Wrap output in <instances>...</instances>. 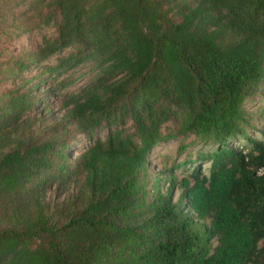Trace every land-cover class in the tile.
<instances>
[{"label":"trees","instance_id":"16d2710c","mask_svg":"<svg viewBox=\"0 0 264 264\" xmlns=\"http://www.w3.org/2000/svg\"><path fill=\"white\" fill-rule=\"evenodd\" d=\"M42 27L0 64V264H264V0H0L1 42Z\"/></svg>","mask_w":264,"mask_h":264},{"label":"rangeland","instance_id":"374dc122","mask_svg":"<svg viewBox=\"0 0 264 264\" xmlns=\"http://www.w3.org/2000/svg\"><path fill=\"white\" fill-rule=\"evenodd\" d=\"M41 31L37 30L32 33H28L24 36H22L19 40L13 41L11 45H8L7 43H3L0 41V50L3 49L5 53L0 56V64L4 62L8 57V51L12 52L13 54L16 53L19 50V47L23 46L29 49L36 48L39 44V41L41 37L44 34H49L51 32L50 28H43L40 29ZM1 67V65H0ZM3 68V67H1ZM6 86H8L6 84ZM49 86L45 87V89H48ZM264 106V96L257 95L249 99L245 102L243 110L245 115L248 117V124L245 126V130L249 132L252 136L255 138H259L258 132L261 130L264 124V117L260 113L261 107ZM35 116L37 119L42 120L44 123L48 122V120L56 121L61 118L63 115V111L60 109V105L58 102L50 101L48 104V107H42L41 104H38L35 109ZM101 137H103V133L99 134ZM92 144V141L85 138H78L70 143L69 151L70 156L68 163L70 161H74V158L78 156V154L81 152L80 150L86 149ZM177 140H169L164 143H161L158 145L157 148H155L151 154H150V165L151 170L155 172H162L167 171V169L170 167L172 161L180 162L183 160L184 155H178L176 153L177 148ZM209 166L204 163L201 165V169L203 172H208ZM177 178H181V174L179 171L176 172ZM165 187H163V190ZM179 192L175 191L174 198H177ZM46 200H60L61 198L59 196H56L53 191H47L45 194Z\"/></svg>","mask_w":264,"mask_h":264},{"label":"built area","instance_id":"2783aa9c","mask_svg":"<svg viewBox=\"0 0 264 264\" xmlns=\"http://www.w3.org/2000/svg\"><path fill=\"white\" fill-rule=\"evenodd\" d=\"M258 176H263L264 177V168H261L257 171Z\"/></svg>","mask_w":264,"mask_h":264}]
</instances>
